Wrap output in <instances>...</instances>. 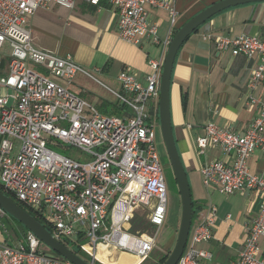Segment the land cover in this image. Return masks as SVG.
<instances>
[{
  "label": "built area",
  "instance_id": "obj_1",
  "mask_svg": "<svg viewBox=\"0 0 264 264\" xmlns=\"http://www.w3.org/2000/svg\"><path fill=\"white\" fill-rule=\"evenodd\" d=\"M76 0H0V187L48 224L57 239L82 237V248L96 260L99 246L107 257L121 251L140 260L155 247L156 234L167 216V185L161 156L155 145L156 112L164 57L149 58L151 72L141 84L129 71L117 79L120 90L108 91L128 111L105 114L74 93L69 84L83 74L102 84L70 55L36 47L27 18L55 3L73 8ZM101 1L118 14L117 34L139 44L149 38L166 49L168 34L157 35L148 22V6H163L175 21V9L159 0ZM219 51L256 58L247 82V101L256 111L243 132L206 124L195 137L199 151L218 147L230 162L213 160L201 169L202 183L222 195L255 190L262 196L257 216L250 223L234 264H264L258 240L264 237V171L253 173L248 159L264 154V99L256 90L264 80V40L240 35L216 40ZM75 148L90 158L84 162L48 147ZM147 210L152 232H132L136 208ZM216 208L191 221L188 238L176 264H200L211 253L201 244L212 238ZM6 214L0 207V216ZM9 244L0 240V264H72L42 252L31 232Z\"/></svg>",
  "mask_w": 264,
  "mask_h": 264
},
{
  "label": "crops",
  "instance_id": "obj_2",
  "mask_svg": "<svg viewBox=\"0 0 264 264\" xmlns=\"http://www.w3.org/2000/svg\"><path fill=\"white\" fill-rule=\"evenodd\" d=\"M159 1L176 12L172 23L167 8L147 7L149 24L154 25L157 35L163 38L168 34L172 37L190 18L219 0ZM117 23V11L105 1L92 5L76 0L73 8L50 3L27 18L36 47L61 56L70 55L88 72L104 75L108 83L117 87L113 89L95 77L106 90V87L120 90L117 76L122 70L129 71L145 85V77L151 72L148 59L164 57L165 52L149 38L139 44L122 40L117 34ZM240 35L264 40V1L229 7L213 15L187 37L173 64L171 126L190 187L192 222L207 213L210 205L216 208L212 238L201 244L211 257L201 259L200 264H234L262 200L255 190L222 195L204 187L202 167L213 160L230 162L231 158L218 147L207 146L199 151L195 145V137L206 124L243 132L256 114L255 109L246 104V82L256 58L232 56L216 48L217 39ZM255 93L264 99V80ZM183 95L186 96L184 107ZM103 101L106 100H100L99 105ZM247 164L251 172H263L264 154L256 150ZM258 247L257 255L264 259V237L259 238ZM115 255L118 257V253ZM101 264L108 263L101 261Z\"/></svg>",
  "mask_w": 264,
  "mask_h": 264
},
{
  "label": "water",
  "instance_id": "obj_3",
  "mask_svg": "<svg viewBox=\"0 0 264 264\" xmlns=\"http://www.w3.org/2000/svg\"><path fill=\"white\" fill-rule=\"evenodd\" d=\"M264 0H219L207 6L187 22H185L171 37L166 49L160 73L158 122L159 131L168 158L169 166L176 181L180 197V220L175 243L162 264H176L184 250L192 221V198L187 175L181 162L171 126L170 113V84L173 64L176 55L187 37L216 13L229 7L249 3L263 2ZM0 207L17 220L24 228L37 237L48 249L56 252L61 258L72 264H93L73 252L28 211L22 208L11 197L0 191Z\"/></svg>",
  "mask_w": 264,
  "mask_h": 264
},
{
  "label": "rangeland",
  "instance_id": "obj_4",
  "mask_svg": "<svg viewBox=\"0 0 264 264\" xmlns=\"http://www.w3.org/2000/svg\"><path fill=\"white\" fill-rule=\"evenodd\" d=\"M94 77L99 79L100 81L108 84L113 89H117L115 85L108 83L105 79L104 75L89 71ZM69 88L74 92L81 95L86 100L92 102L96 107H99L100 100L112 101L114 102L116 98L104 87H102L99 83L94 81L93 79L83 75L77 74L72 82L69 84ZM83 94H80V92ZM155 145L160 153L161 162L163 165L168 166L166 171H164V178L167 185V216L164 225L158 230L156 234L155 247L151 251V253L143 260H140L135 255L131 253H122V258L120 261H116L115 264H141L147 261L148 257L165 254L170 252L172 249L175 239L177 236V229L180 220V197L176 185V181L173 177L172 171L169 166L168 158L165 152L164 144L160 135L159 125L156 127V136H155ZM48 147L57 151L58 153L67 155L72 158H76L77 160L84 162L88 160L90 157L83 153L82 151L75 148H61L59 146L48 144ZM1 184V183H0ZM147 210L144 208H136L133 213L132 220L139 218H146ZM132 220L130 223V230L132 225ZM149 231L152 232L151 228H148ZM145 229L144 231H148ZM137 232V231H132ZM143 232V231H139ZM0 240H4L9 244H13L17 240H21L22 242H26L25 236H23L20 227L13 217L8 214H3L0 216ZM46 247V246H45ZM99 252V248H98ZM97 252L96 261L101 263L102 258L99 256ZM121 254V253H120ZM118 255V257L120 256ZM118 257L115 254H112V258L109 260L111 264H113ZM151 260L147 261L149 264ZM104 263V262H103Z\"/></svg>",
  "mask_w": 264,
  "mask_h": 264
},
{
  "label": "trees",
  "instance_id": "obj_5",
  "mask_svg": "<svg viewBox=\"0 0 264 264\" xmlns=\"http://www.w3.org/2000/svg\"><path fill=\"white\" fill-rule=\"evenodd\" d=\"M102 2V1H101ZM100 2V3H101ZM197 29H195L196 31ZM176 32V31H175ZM174 32V33H175ZM186 104V96L183 95L182 97V105L183 107ZM97 109L105 114H111V115H117V116H122L123 114H125L128 111V108L126 105L124 104H120L117 101H103L99 107H97ZM156 118H157V123L158 122V109L156 112ZM0 191H3V189L0 187ZM5 194H7L9 197H11L15 202H17L22 208H24L26 211H28L33 217H35L38 221H40L50 232H51V228L48 224H46L42 218H40L39 216H37L31 209L25 207L24 205H22L21 203H19L10 193H7L5 191H3ZM193 206V203H192ZM193 214H194V210L192 207V220H193ZM14 219V218H13ZM18 224V226L21 229V232L23 234V236H25L28 232V230L26 228H24L17 220H15ZM149 225L146 221V218L142 219V218H137L132 220V225H131V231H144L145 229H148ZM60 241L66 245L67 247H69L73 252H75L76 254H78L79 256H81L83 259H85L86 261H91V256L82 248L83 245V239L82 237H76V238H61ZM42 252L51 256V257H55V258H61L60 255H58L56 252L48 249L47 247H45L42 243ZM122 253H128V252H121L120 256L118 257L117 261H120L122 258ZM151 253V252H150ZM169 253V251H168ZM168 253L165 254H160V255H156V256H152L151 258L148 257V260H151V262L149 264H162ZM147 260V261H148ZM147 261H145L144 263L141 264H147ZM93 264H101L98 263L96 260L93 262Z\"/></svg>",
  "mask_w": 264,
  "mask_h": 264
},
{
  "label": "bare ground",
  "instance_id": "obj_6",
  "mask_svg": "<svg viewBox=\"0 0 264 264\" xmlns=\"http://www.w3.org/2000/svg\"><path fill=\"white\" fill-rule=\"evenodd\" d=\"M121 252H126V251H121ZM121 252H120V253H121ZM98 253H99V256L102 258V262H104V263H108V264H111V263L109 262V260L112 258V254H111V257L108 258L107 255H106L107 252H106L105 250H103V247H102V246H99V252H98ZM120 253H119V254H120ZM128 253H129V252H128ZM119 254H118V255H119ZM96 255H97V254H96ZM115 261H116V260H115ZM114 263H115V262H114ZM114 263H113V264H114Z\"/></svg>",
  "mask_w": 264,
  "mask_h": 264
},
{
  "label": "flooded vegetation",
  "instance_id": "obj_7",
  "mask_svg": "<svg viewBox=\"0 0 264 264\" xmlns=\"http://www.w3.org/2000/svg\"><path fill=\"white\" fill-rule=\"evenodd\" d=\"M167 167L168 166L163 165V173H164V171H166Z\"/></svg>",
  "mask_w": 264,
  "mask_h": 264
}]
</instances>
